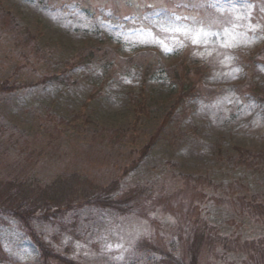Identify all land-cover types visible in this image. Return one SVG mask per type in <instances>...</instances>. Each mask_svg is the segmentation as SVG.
Instances as JSON below:
<instances>
[{
    "label": "rangeland",
    "instance_id": "obj_1",
    "mask_svg": "<svg viewBox=\"0 0 264 264\" xmlns=\"http://www.w3.org/2000/svg\"><path fill=\"white\" fill-rule=\"evenodd\" d=\"M263 92L264 0H0V175L116 180L128 204L0 213V264H60L31 231L77 264L161 263L190 224L229 242L198 264H264Z\"/></svg>",
    "mask_w": 264,
    "mask_h": 264
},
{
    "label": "trees",
    "instance_id": "obj_2",
    "mask_svg": "<svg viewBox=\"0 0 264 264\" xmlns=\"http://www.w3.org/2000/svg\"><path fill=\"white\" fill-rule=\"evenodd\" d=\"M1 10L8 24H14V18L10 12L3 9ZM23 30L29 34L26 27H24ZM31 38H33L32 35ZM88 57V59H90V57H94V54L91 53ZM251 59H255V57ZM128 60L132 61L130 57ZM199 70L196 69L194 72L197 73ZM189 71L190 70H186V72ZM144 74L147 76L146 73ZM52 77L56 78V76ZM193 84L194 83L188 79H183L177 99L179 100L182 96L190 93L191 90H193L191 88ZM260 93L262 92L260 91ZM258 95L260 99L264 100V96L261 97V94ZM140 99L141 101L144 100L143 95ZM120 133L125 134V132ZM156 134L157 132L151 137L147 144L140 149L138 160L149 152ZM122 139L123 138H120L118 141L121 142L123 141ZM240 151L241 150H239V155H241ZM135 160L136 157L133 159L134 165L137 164ZM116 184V180H111L107 184H100L88 176H82L77 173L56 176L52 180L42 183L39 181H32L27 176L23 175H16L12 179H7L0 175V213L12 219H17L27 229H31L30 222L37 221L40 215H46V213L59 216L69 211L97 204H100V207L115 206L117 209H121L128 204L126 201L118 198L116 196L117 194L115 195ZM247 202V208L256 206L257 209L261 210L263 207V202L261 200ZM240 215L244 216V211H242ZM189 229L190 234H187V239L182 242V248L179 252V254L183 253L182 256L179 255L176 257L169 254L170 252L165 251L161 253V263L155 260L151 262L154 264H198L199 255L202 253L205 246H208L210 251L215 250V247L219 244L223 247L229 246L227 239L224 236H218L211 226L201 224L193 227L190 224ZM29 236L43 259L49 256L60 264H77L76 261L66 256L52 252L34 231L29 232Z\"/></svg>",
    "mask_w": 264,
    "mask_h": 264
},
{
    "label": "snow or ice",
    "instance_id": "obj_3",
    "mask_svg": "<svg viewBox=\"0 0 264 264\" xmlns=\"http://www.w3.org/2000/svg\"><path fill=\"white\" fill-rule=\"evenodd\" d=\"M176 19L179 20L180 18L176 17ZM185 19H187V18H185ZM163 30H171V31H175V32H181V31L189 32V31H192L191 29H181L180 27H175V28H172V29H163ZM210 34H214V33H209L207 31H205L203 28L197 29L194 32H192V37H193L192 42L193 43H198L199 42V37L201 35H210Z\"/></svg>",
    "mask_w": 264,
    "mask_h": 264
}]
</instances>
